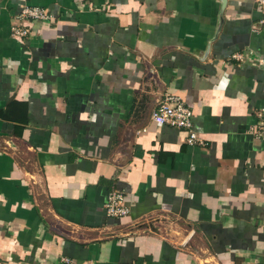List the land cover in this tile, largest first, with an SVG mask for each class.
Wrapping results in <instances>:
<instances>
[{
  "label": "crops",
  "instance_id": "1",
  "mask_svg": "<svg viewBox=\"0 0 264 264\" xmlns=\"http://www.w3.org/2000/svg\"><path fill=\"white\" fill-rule=\"evenodd\" d=\"M25 2L54 20L19 18ZM262 16L255 0H0V264H264ZM165 93L204 144L153 123Z\"/></svg>",
  "mask_w": 264,
  "mask_h": 264
},
{
  "label": "built area",
  "instance_id": "2",
  "mask_svg": "<svg viewBox=\"0 0 264 264\" xmlns=\"http://www.w3.org/2000/svg\"><path fill=\"white\" fill-rule=\"evenodd\" d=\"M262 12L260 23L264 26V0H255ZM19 18L22 19H38L43 21L54 20L51 11L41 5H32L27 2L21 5ZM12 32L16 36H25L28 34V29L25 25H13ZM253 51L235 52L232 54V60L238 63L246 60L253 61ZM262 61V59H261ZM258 121L250 127V131L258 138L264 140V107L256 111ZM194 111L189 107L183 98L175 93H165L159 100L152 111L151 119L155 125L162 127L170 125L179 129L188 131L187 142L190 144H204V140L199 133L193 128ZM106 213L115 218L123 219L130 213V207L126 204V196L119 189H112L108 194V201L105 206Z\"/></svg>",
  "mask_w": 264,
  "mask_h": 264
}]
</instances>
